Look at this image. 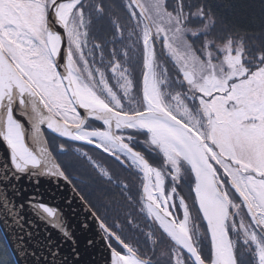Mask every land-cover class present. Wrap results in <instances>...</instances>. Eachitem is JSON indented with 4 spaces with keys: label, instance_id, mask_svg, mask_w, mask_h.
<instances>
[{
    "label": "snow or ice",
    "instance_id": "6c2138e0",
    "mask_svg": "<svg viewBox=\"0 0 264 264\" xmlns=\"http://www.w3.org/2000/svg\"><path fill=\"white\" fill-rule=\"evenodd\" d=\"M76 201L105 264H264V30L211 0H0V223L71 264Z\"/></svg>",
    "mask_w": 264,
    "mask_h": 264
},
{
    "label": "water",
    "instance_id": "95a60500",
    "mask_svg": "<svg viewBox=\"0 0 264 264\" xmlns=\"http://www.w3.org/2000/svg\"><path fill=\"white\" fill-rule=\"evenodd\" d=\"M61 187L63 188V193L56 189L54 185H49L45 182H42L40 186V192L43 194L48 203L52 204L53 206L57 204L63 206L61 196L69 194L71 190L67 185H64L63 182H61ZM54 192L56 193L55 198H53L52 195ZM73 207L77 209L76 215H72L67 208L64 210L67 214L68 226L70 230L75 233L77 242L76 247L80 253L79 259H76L71 254V248L73 247L71 242L65 243L63 245L61 253L68 255L71 264H105L106 253L104 252L103 246L98 243L96 247H88L87 239L92 235V233H85L81 231L79 227V221L83 219L84 215L86 214V209L79 205V201H76L73 204ZM40 227L43 229L45 225L41 224ZM0 229L16 264H33L32 258L24 255L22 245L18 239V235L20 234L19 230L14 228L6 229L3 223H0ZM49 231L52 232L53 240H60V236L56 231L51 229H49ZM41 235H43V233H41ZM29 247L31 246L29 245Z\"/></svg>",
    "mask_w": 264,
    "mask_h": 264
},
{
    "label": "trees",
    "instance_id": "16d2710c",
    "mask_svg": "<svg viewBox=\"0 0 264 264\" xmlns=\"http://www.w3.org/2000/svg\"><path fill=\"white\" fill-rule=\"evenodd\" d=\"M216 13L218 27L244 32H260L264 30V0H211ZM132 67L135 68L133 76H139L137 57L134 56ZM95 150V149H94ZM99 152V150H96ZM100 153V152H99ZM107 161L103 165H111L105 154L100 153ZM185 195L188 189H184ZM191 206V199H189ZM196 216V210H192ZM199 223V221H197ZM0 264H16L14 257L0 229Z\"/></svg>",
    "mask_w": 264,
    "mask_h": 264
},
{
    "label": "rangeland",
    "instance_id": "374dc122",
    "mask_svg": "<svg viewBox=\"0 0 264 264\" xmlns=\"http://www.w3.org/2000/svg\"><path fill=\"white\" fill-rule=\"evenodd\" d=\"M86 151H89V154L98 162V163H104L107 161L105 157H103L98 151L96 150H89L87 149Z\"/></svg>",
    "mask_w": 264,
    "mask_h": 264
},
{
    "label": "flooded vegetation",
    "instance_id": "af4514ba",
    "mask_svg": "<svg viewBox=\"0 0 264 264\" xmlns=\"http://www.w3.org/2000/svg\"><path fill=\"white\" fill-rule=\"evenodd\" d=\"M97 126H98V125H97ZM87 149H89V150H94V149L92 148V146H86L85 150H87Z\"/></svg>",
    "mask_w": 264,
    "mask_h": 264
}]
</instances>
